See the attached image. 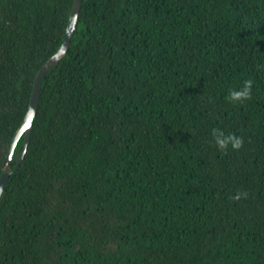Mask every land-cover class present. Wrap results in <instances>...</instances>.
Returning a JSON list of instances; mask_svg holds the SVG:
<instances>
[{
	"label": "trees",
	"instance_id": "trees-1",
	"mask_svg": "<svg viewBox=\"0 0 264 264\" xmlns=\"http://www.w3.org/2000/svg\"><path fill=\"white\" fill-rule=\"evenodd\" d=\"M73 4L0 0V179ZM0 264H264V0H83L0 198Z\"/></svg>",
	"mask_w": 264,
	"mask_h": 264
},
{
	"label": "water",
	"instance_id": "water-1",
	"mask_svg": "<svg viewBox=\"0 0 264 264\" xmlns=\"http://www.w3.org/2000/svg\"><path fill=\"white\" fill-rule=\"evenodd\" d=\"M82 1L83 0H74V4H73L71 14H70V18H69V23L67 26V31H66L64 41H63L61 47L43 65V67L37 73L27 114L25 116V119H24L22 125L17 130V132L14 136L13 142L9 148L8 153H7V156L4 160L3 173H2V176L0 179V198H1V195L4 191L5 185L7 184L8 180H9V177L19 169V167L22 164L23 159L26 155V152L28 150V145L30 142V138H31V130H32L33 120H34V117L36 115L38 105H39V101H40V97H41V89H42L43 81H44L47 73L60 62V60L65 56V54L67 53V51L69 49L72 36H73V34L77 28ZM24 134L26 135V137H25L23 152H22L18 162L16 163L15 167L12 170H9L8 167H11L13 165L12 161H13V155L15 152V148H16L18 141L20 140L21 136Z\"/></svg>",
	"mask_w": 264,
	"mask_h": 264
},
{
	"label": "clouds",
	"instance_id": "clouds-1",
	"mask_svg": "<svg viewBox=\"0 0 264 264\" xmlns=\"http://www.w3.org/2000/svg\"><path fill=\"white\" fill-rule=\"evenodd\" d=\"M250 87H251V82L248 81L245 83L243 88L239 90H233L230 93L231 100L240 101L244 98H247L249 96ZM212 135L215 138V142L217 146L221 150L226 149L229 145L233 149H239L243 145V138L235 135L234 133L225 134L221 129H213ZM241 195H242L241 193H237L235 198L239 199Z\"/></svg>",
	"mask_w": 264,
	"mask_h": 264
}]
</instances>
